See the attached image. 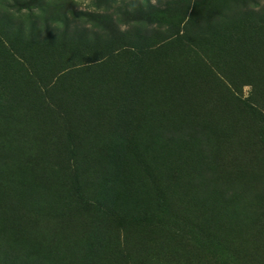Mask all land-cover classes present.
Instances as JSON below:
<instances>
[{"label":"rangeland","instance_id":"rangeland-1","mask_svg":"<svg viewBox=\"0 0 264 264\" xmlns=\"http://www.w3.org/2000/svg\"><path fill=\"white\" fill-rule=\"evenodd\" d=\"M0 264H264V0H0Z\"/></svg>","mask_w":264,"mask_h":264}]
</instances>
